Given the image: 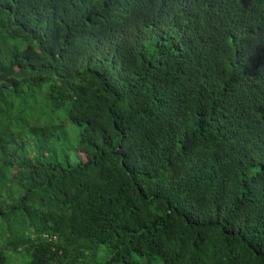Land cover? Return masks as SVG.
I'll list each match as a JSON object with an SVG mask.
<instances>
[{"label":"trees","instance_id":"trees-1","mask_svg":"<svg viewBox=\"0 0 264 264\" xmlns=\"http://www.w3.org/2000/svg\"><path fill=\"white\" fill-rule=\"evenodd\" d=\"M160 262L264 264V0H0V264Z\"/></svg>","mask_w":264,"mask_h":264},{"label":"rangeland","instance_id":"rangeland-1","mask_svg":"<svg viewBox=\"0 0 264 264\" xmlns=\"http://www.w3.org/2000/svg\"><path fill=\"white\" fill-rule=\"evenodd\" d=\"M38 103H39V101H38ZM72 137L76 140L77 139V133H73ZM61 151H62V149L59 152H61ZM83 155H84V153H83ZM59 159L65 160L66 163L70 162L72 164H77L80 162V159L78 157L74 156L71 152H68L66 149L60 153ZM158 264H162V263L160 262Z\"/></svg>","mask_w":264,"mask_h":264}]
</instances>
